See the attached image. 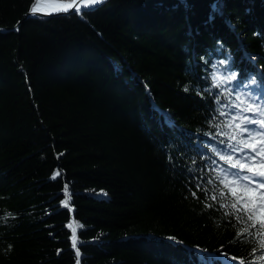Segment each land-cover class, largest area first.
<instances>
[{"label":"trees","instance_id":"trees-1","mask_svg":"<svg viewBox=\"0 0 264 264\" xmlns=\"http://www.w3.org/2000/svg\"><path fill=\"white\" fill-rule=\"evenodd\" d=\"M34 1L0 0V264H264V229L210 198L231 105L264 93V0Z\"/></svg>","mask_w":264,"mask_h":264},{"label":"snow or ice","instance_id":"snow-or-ice-1","mask_svg":"<svg viewBox=\"0 0 264 264\" xmlns=\"http://www.w3.org/2000/svg\"><path fill=\"white\" fill-rule=\"evenodd\" d=\"M103 2L104 0H45L49 7L38 9L36 4L40 3V0H36V4L30 7V13L33 15L37 13L53 15L74 10L76 14L83 15L82 9L90 10ZM220 8L219 0L211 5V12L208 18L210 21L214 19ZM229 59H231L230 56ZM220 63L224 64L225 61L222 60ZM212 79L213 86L219 87L220 84L216 83V81L219 80L221 83L224 80L232 81L236 80L237 76L233 74L221 78L213 73ZM251 83L255 84L256 81L252 80ZM187 90L186 87L185 91ZM236 101L239 103H233L231 107L237 109V111L222 124L223 128L230 130L229 132H224L223 135L230 141L227 147L234 155L217 153L219 158L232 170L222 169L224 176L223 178L218 177L227 191L221 190L218 195H212L210 198L213 201H218L229 196L232 197V202L224 205L235 210L231 214H239L237 219L243 220L244 216H246L247 221L255 220V224L250 225V227L258 225L259 229H264V97L247 95L242 98L241 95H237ZM220 115L229 116V113L221 111ZM217 127H221V125H217ZM59 175L60 173L57 172L52 178L55 179ZM225 181H229V183H224ZM64 192L65 196L68 197L67 186H65ZM195 195L196 193L193 192V196ZM64 206L68 207L67 199L64 201ZM208 206L211 207V205ZM244 231L248 232V228H245ZM72 247L76 249V255L79 257L80 252L77 247L75 230L72 233ZM260 248L264 249V241L260 242ZM197 251L203 250L198 249ZM231 259H235V257ZM258 259L264 260V255H261ZM77 264H79V260H77ZM240 264H244V261H240Z\"/></svg>","mask_w":264,"mask_h":264},{"label":"water","instance_id":"water-1","mask_svg":"<svg viewBox=\"0 0 264 264\" xmlns=\"http://www.w3.org/2000/svg\"><path fill=\"white\" fill-rule=\"evenodd\" d=\"M36 1V0H35ZM35 1H34V3H35ZM107 0H104V2L102 3V4H104L105 2H106ZM102 4H99V5H96V6H94V7H92L90 10H93V9H96V8H98L99 6H101ZM33 5V4H32ZM31 5V6H32ZM82 11L84 12V11H88V9H82ZM72 13H75V11L74 10H72V11H69L68 13H59V14H53V15H43V14H39V13H37V14H35V15H33V14H31L30 13V9H29V11L26 13V15L24 16V19L26 20V19H29V18H47V17H54V16H61V15H68V14H72ZM72 213H73V211H72ZM75 231H76V234H77V240H78V233H77V230L76 229H74ZM79 261H80V257H79Z\"/></svg>","mask_w":264,"mask_h":264},{"label":"bare ground","instance_id":"bare-ground-1","mask_svg":"<svg viewBox=\"0 0 264 264\" xmlns=\"http://www.w3.org/2000/svg\"><path fill=\"white\" fill-rule=\"evenodd\" d=\"M33 4H36V1H35V3H33ZM36 6L38 7V9H39V8H48V7H49V5H47V4L45 3V0H40V3L36 4Z\"/></svg>","mask_w":264,"mask_h":264}]
</instances>
